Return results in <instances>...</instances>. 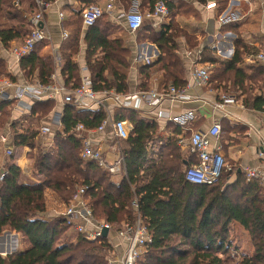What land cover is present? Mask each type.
<instances>
[{"label":"trees","instance_id":"1","mask_svg":"<svg viewBox=\"0 0 264 264\" xmlns=\"http://www.w3.org/2000/svg\"><path fill=\"white\" fill-rule=\"evenodd\" d=\"M51 3L53 0H43ZM86 4L93 0H84ZM125 8L130 0H122ZM156 0H143L145 9ZM191 0H164L169 11V22L154 29L145 20L136 32V40L153 43L158 55L150 64L139 68V88L148 89L152 72L159 74V86L186 85L187 65L178 53L180 40L196 51L201 48L199 62L211 65L209 85L217 88L227 83L232 91L246 94L245 104L264 110L260 93L264 92V66L243 65L244 53L251 51L252 43L246 41L242 32L249 31L255 38L259 30L262 8L257 9L244 22L221 26L222 31L235 34L234 55L230 60H220L214 48L200 44L198 26H180L176 16L200 17ZM203 3L205 0H196ZM228 0H216L219 9ZM85 4V5H86ZM142 8V5H141ZM35 10V0H0V43L7 49L10 43L22 39L28 32L27 18ZM143 10V8L141 9ZM62 26L71 32L60 44L61 66L59 74L69 88L80 85V66L75 62L80 40L85 44L84 64L96 92L115 89L128 92V57L130 49L119 25L109 21L104 13L92 25L82 30L80 10L70 11ZM114 34V35H113ZM202 40H203V34ZM24 80L49 82L55 66L50 58L38 55L37 49L23 56L18 63ZM0 77L15 81L0 57ZM258 91V92H255ZM8 100L0 101V127L8 119ZM54 101H36L27 114L9 124V143L13 147H27L35 153L34 169L29 178L14 163L13 152L6 155L0 166V234L8 229L20 234L27 242L22 251L0 256V264H84L77 260L72 249L82 246L84 257H98L111 250L106 239L88 241L78 234L75 244H60V236L69 229L62 216L47 219L44 190L50 189L69 204L76 189L85 186L92 215L113 226L134 219L131 202L136 199L138 211L151 236V242L140 255L137 264H230L233 248L230 242V225L239 224L252 243L250 255H241L234 264H264V188L255 180L247 179L243 172L224 188L229 172H223L219 181L211 186L194 185L181 178L173 191L164 184L162 173L153 162H147L148 146L161 136L160 123L143 116L139 110L116 107L115 120H128L132 131L127 140L120 141L119 149L125 160L126 175L118 183L112 174L94 162L81 158L82 137L75 131L81 124L84 129H96L106 119L104 110L81 109L65 103L59 125H52L53 138L50 145L35 141L38 129L35 123L48 115ZM2 115V116H1ZM228 129L222 123L221 131ZM224 177V178H223ZM223 178V179H222ZM223 180V181H222ZM120 227V226H119ZM118 228V227H117ZM73 246V247H72ZM88 258V257H87ZM95 259V258H94ZM93 260V264L95 261Z\"/></svg>","mask_w":264,"mask_h":264},{"label":"built area","instance_id":"2","mask_svg":"<svg viewBox=\"0 0 264 264\" xmlns=\"http://www.w3.org/2000/svg\"><path fill=\"white\" fill-rule=\"evenodd\" d=\"M118 0H106L103 6L99 3L92 2L84 5L80 10V20L84 28L92 26L98 18L104 13H111L115 9ZM248 2L249 0H237ZM130 3L127 11L122 8V17L124 25L129 34L135 36L136 32L140 29L143 22L147 19L154 29H159L163 24L167 23L169 18V11L164 0H156L151 8L145 12H140L137 8L136 0ZM232 1L229 2L227 7L218 11L217 22L219 25L230 23L240 20L241 17L237 16L231 10ZM214 1L208 8L217 7ZM50 3L43 0H35V10L28 15L27 25L28 32L26 35L10 45L6 52L11 59L19 63V60L37 48L49 47L48 53L52 57L53 64H59L60 57L57 52L51 49L52 36L45 24V12ZM63 13L59 12L60 20ZM62 39L69 37V32L60 24ZM214 48L216 54H221L217 48V44H209ZM252 50L244 53L242 57V64L253 65L259 64L264 66V37L259 43H252ZM140 52L136 59L143 62L141 64H150L158 55V50H150L149 46L142 44ZM201 48L194 52V57L189 62L187 73L191 83L186 82V85L177 88L173 85L158 86L156 88H136L133 91L117 92L115 89L103 90L96 92L92 87V80L88 73L80 76V85L75 88H69L65 85L63 80L57 76L55 70L49 76L47 84H41L38 81L17 83L7 77H0V100L11 99L15 108H23L25 106L24 100L31 98L34 101H41L45 99L60 100L63 104L70 103L77 108L90 109V110H104L106 119L102 122L97 130H102L108 119V112L106 101L113 100V104L121 108H132L138 110L141 104L146 106V117L155 121L170 119L168 112L162 109L164 102H184L192 99V95L188 94V89L193 84L196 85H209V74L211 65L207 62H199V53ZM15 88V92L8 95L10 90ZM213 92V91H211ZM10 94V93H9ZM216 99L208 102L212 110H223L225 106L235 103L234 97L228 92L216 90ZM264 101V92L260 93ZM27 107V106H26ZM230 119V115H227ZM60 114L53 115L54 122L59 125ZM10 127V126H9ZM114 136L117 142L127 140L132 131V124L128 120H114L113 124ZM84 127L79 124L76 126L77 133L83 132ZM46 128L41 129V133H45ZM221 133V126L219 122H214L206 131H195L189 136L188 147L190 151L195 154L196 162L190 164L183 174V178L194 185H207L211 186L216 184L223 172L232 174L234 170L227 164L221 152L219 143H213V139H217ZM9 134L0 130V143L4 148L5 154L9 155L12 152L13 146L9 143ZM81 158L94 162L98 167L104 169L110 174H125V160L121 150L117 149L114 160L110 163L102 154V151L95 147L92 142L82 137ZM245 177L250 180L257 181L264 188V160L263 164L254 167H244L242 169ZM2 176L0 174V180ZM85 186H80L73 194L70 203L66 205L61 216L69 228L74 229L76 233L81 235L88 241H98L106 239L107 243L111 246L108 233L115 232L119 241L124 243L122 253L119 255L117 252L114 254V249L107 252V264H137L140 255L146 250V247L151 242V236L145 225L144 220L138 211V202L134 199L131 206L134 208V219L131 222H123L120 227L114 230L111 223L104 220H96L90 208L88 198L85 197ZM103 230H107V235L103 236Z\"/></svg>","mask_w":264,"mask_h":264},{"label":"crops","instance_id":"3","mask_svg":"<svg viewBox=\"0 0 264 264\" xmlns=\"http://www.w3.org/2000/svg\"><path fill=\"white\" fill-rule=\"evenodd\" d=\"M132 1L133 0H130V3L133 5ZM214 1L216 2V0H205L203 3H200L196 0H191V4H193L194 7L198 10L200 17L196 18L193 15L189 17L177 15L176 20L180 26H198V28H200L202 31L201 33L197 31L196 34L197 38L201 41L200 44H217V48L221 51V54H217L220 60H230L234 55V41L236 37L235 34L231 31L221 30V26L229 23L219 25V23L217 22L218 11L227 7L230 1L233 2L231 5V10L235 12L237 16L241 17L240 20L233 21L230 23L244 22L245 19L251 16V14L257 9L258 6L262 8V15L260 17L261 21L259 23L258 28L259 30L256 32L257 38H255L247 30L242 32V36L246 41H250L252 39H263L264 0H249L248 2L228 0L226 2V5L221 9H219L218 7L208 8V5H210ZM92 2L99 3L101 6H103L106 0H93ZM85 4L86 2L84 0H53L45 12V24L52 36L51 49L54 51V53L57 52L59 57L60 44L64 40L61 36L60 24L62 25V22H64V18L70 15V11L81 10V8ZM136 4L139 11L145 12L146 10H148V8L145 9L143 0H136ZM141 5L143 10H141ZM122 8L124 11H127L129 9L125 8V5L122 0H118L115 9H113L111 13L106 14L109 21H112L119 25V31L117 32V35L123 34L126 37V42L130 49V55L128 57L130 63V67L128 70V84L129 91H133L138 88V85L140 83L139 68L140 66L144 65L141 64L143 62L136 59V54H138L141 49L140 46L142 44H146L147 46H149L150 50L157 48L153 43L148 40H144L141 42L137 41L136 34L134 36L133 34H129L127 32L122 17ZM59 12L63 13V17L61 20L59 18ZM168 22L169 20L167 21V23ZM65 29L69 33L71 32L69 26H66ZM84 29L85 28L82 26V30ZM202 34L204 35L203 40L201 39ZM14 42L16 41L11 42L10 45H12ZM49 50V47L46 46L37 48L39 56L44 58H50L52 60V57L48 53ZM194 52L195 51H192L186 45L185 40H180V47L178 53H180L182 58L184 59L185 65H189L191 58L194 57ZM84 55L85 44L81 39L79 51L74 57L75 62L78 63L80 66V76L85 73H88L85 69ZM0 57L4 59L7 71L15 77L16 80L14 82L24 83L25 80L22 77V73L18 63L14 62L11 59L9 54L6 52V49L1 46V43ZM54 66V70L57 76L60 77L59 68L61 66V58L59 64H56ZM158 78L159 74L157 76L151 74V78L148 81L149 88H156L159 86ZM186 80L188 83H191L188 73L186 74ZM34 81L37 80H26V82ZM223 84L224 83L219 84V86L215 88L211 85L201 86L193 84L192 82V87L188 89V94L193 96L191 100L184 102L167 101L162 104V109L168 112L171 118L168 120H158V122L160 123L159 131L161 136H159L158 139L153 142V145H151V143L149 144L147 154V162H153L159 169V171L162 173V176L164 175L163 172H166L168 173V177H170L169 173H173L172 169L175 167V162L178 163L179 166H182L184 170L190 164L196 162L197 159L195 154H193L188 147L189 136L195 131H206L214 122H219L220 126L222 125V123L227 124L228 126V129H225V131H221L219 137L216 140L213 139V143L216 142L220 144L221 152L225 158V161L234 170L233 175H236L238 172H242V169L244 167H254L263 164L264 110H257L252 106L245 104V93H242L240 90L232 91V89L228 87V83V90L225 91L223 89ZM216 90L228 92L234 97L235 103L232 105L225 106L223 110H212L208 102H211L212 100L217 98L215 94ZM14 92L15 88H12L9 92L10 94L8 93V95L11 96V94H13ZM6 100H8L9 102L7 108L10 111V114L7 117L8 119L2 125L3 127H0V130H2V132L4 133H10L9 124H11V121L20 118L24 114H27L31 106L36 101L32 100L31 98H26L24 100L25 106L23 108L17 109L13 105L11 99L8 98ZM53 101L54 108L52 109V111L35 123L37 129L39 130L38 136L35 141V147H37V143L39 141V143L43 145V148L46 149L52 142V125H54L55 123L53 120V115L60 114L64 106V104L60 100ZM113 103L114 102L112 99H108L106 101V110L109 116L102 130H97L96 128L92 130H84L83 132L78 133L81 137L88 138L95 147L99 148L102 151L104 157L110 163L114 160L115 155L117 153V149L119 150L118 144L120 143L116 141L112 127L113 121L115 120L114 109L117 107ZM140 107L141 108H139L138 110L143 116H146V106L141 104ZM227 115H230L232 118L230 119L229 117H227ZM42 128H46L47 131L45 133H41ZM0 148V166L2 167L3 163L7 161L5 158L7 154H5L4 148L1 143ZM12 152L14 153V163L20 168V170L22 171L21 173L26 177L33 178L32 173L34 169V157H29L30 149H28L27 147H13ZM122 175L125 176L126 172L124 174L120 171L114 177L121 178ZM233 175L230 174L228 178H231ZM172 177H174V175L171 176V178ZM181 178H183V175L181 176ZM181 178H173L175 180H167L166 178L165 180L163 179V182L165 185H168L173 188L171 190L175 191L176 186ZM168 186L167 188L170 189V187ZM44 197L46 207L44 217L50 219L57 216H61L58 214H54V212L56 211L55 204L61 201L59 200L60 198L57 196V194L51 191L50 189L48 190L46 188L44 190ZM49 198L51 199V205L48 204ZM116 229L118 228L114 227V230ZM108 237L112 248L114 249L115 247L117 253L121 254L124 248V243L119 241V239L115 235V232L113 231L108 233ZM26 246V240L18 233L6 229L0 234V256L2 257H5L6 255L11 253L22 251L24 248H26Z\"/></svg>","mask_w":264,"mask_h":264},{"label":"rangeland","instance_id":"4","mask_svg":"<svg viewBox=\"0 0 264 264\" xmlns=\"http://www.w3.org/2000/svg\"><path fill=\"white\" fill-rule=\"evenodd\" d=\"M167 20H169V18ZM117 32L118 31L116 30V32L114 34H117ZM152 75L157 76L158 73L157 72H152ZM228 87H230V84H229ZM151 145H153V143H151ZM118 146L120 147V143L118 144ZM30 153L31 154L35 153V151H31ZM31 154L29 155V157H32ZM174 166L175 167L172 169L173 173H169L170 177H168V173L163 172L164 173V175H163L164 176V178H163L164 180L166 178H167V180H175L173 178L179 179V177L181 178V176L183 175V172H184V168L182 166H179L178 163H176V162H175ZM166 169H168V168H166ZM233 174H234V172L232 173V175ZM115 175L116 174H112V180H114V182L118 183L120 181V177H114ZM173 175H174V177L171 178V176H173ZM231 179L232 178H227V181H229ZM166 186H168V185H166ZM168 187H170V186H168ZM170 189H173V188L170 187ZM59 200H61V199H59ZM48 204L49 205L52 204L50 198L48 199ZM66 205H68V204L67 203H63L61 201H59V203H56L55 204L56 211L54 212V214L61 215L60 213L64 211ZM96 220L100 221L101 219H96ZM119 226L120 225H115L113 227H116V228L118 227L119 228ZM77 236H78V233H76L74 231V229H72V228L68 229L66 232L63 233L62 236H60V244H64V245L75 244ZM229 236H230V242L232 243V246H233V248L231 249V253H232V255H234L233 263H230V264H234L235 262H237L240 259L241 255H250V253L252 252V243H251L250 237L248 236L247 232L243 228H241L238 224H233L232 223L230 225ZM22 245H23V243H22ZM82 251H83L82 246H78V248H74V250L72 249V252L74 253V255L77 256V260H79V258H83L84 264H93V260L92 259H94V258H95L94 259L95 264H107V260H106L107 253H104L102 255L97 254L98 257H92L91 255H89V256L86 255V257H84L83 256L84 253ZM116 252L117 251H114V254Z\"/></svg>","mask_w":264,"mask_h":264},{"label":"water","instance_id":"5","mask_svg":"<svg viewBox=\"0 0 264 264\" xmlns=\"http://www.w3.org/2000/svg\"><path fill=\"white\" fill-rule=\"evenodd\" d=\"M231 178H232L231 180H229L225 183L224 188L226 187V185H228L229 183H232L236 180V175H233ZM106 235H107V230H103V236H106Z\"/></svg>","mask_w":264,"mask_h":264}]
</instances>
